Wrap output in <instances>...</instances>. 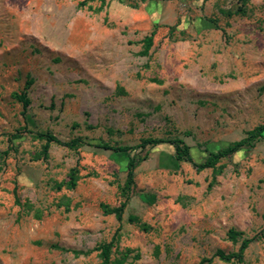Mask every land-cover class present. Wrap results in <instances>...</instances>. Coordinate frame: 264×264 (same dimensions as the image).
I'll use <instances>...</instances> for the list:
<instances>
[{"label": "rangeland", "instance_id": "obj_1", "mask_svg": "<svg viewBox=\"0 0 264 264\" xmlns=\"http://www.w3.org/2000/svg\"><path fill=\"white\" fill-rule=\"evenodd\" d=\"M262 124L264 0H0V264H100L112 239L124 264H264V135L192 165ZM46 132L83 145L43 158ZM149 138L183 140L192 162L165 144L98 147ZM123 202L120 221L104 213ZM246 238L243 263L213 258Z\"/></svg>", "mask_w": 264, "mask_h": 264}, {"label": "trees", "instance_id": "obj_2", "mask_svg": "<svg viewBox=\"0 0 264 264\" xmlns=\"http://www.w3.org/2000/svg\"><path fill=\"white\" fill-rule=\"evenodd\" d=\"M90 1H95V0H90ZM101 3H103V0H100ZM80 6L84 5V2L79 4ZM100 9H97V12H100ZM153 33H151L149 36L145 37L142 40L143 48L142 51L140 52L141 56H146L148 52L150 51L152 45H153ZM31 85V81H28L26 83V87L24 91L28 89V87ZM12 97L22 105L23 109H26L28 105L30 104V100L27 98L26 93L23 92L21 94L14 93ZM264 135V124L259 125L255 127L253 130L249 131L246 135L245 138L233 142L229 144L227 147L224 149H221L215 153H210L207 158L204 160L202 163H193L192 165L196 169V171H203L206 169H215L216 165L224 159H228L234 154H236L239 151H242L247 148H252L254 147L255 143L260 141ZM39 139H42L45 141V145L42 150V157L47 158L48 155V149L51 144H55L57 146L65 147L71 150L78 149L83 145L82 141L80 139H72L70 141H61L58 139L55 135L51 133H37L36 135ZM169 145L172 147L174 150V158L177 161L180 162H192V158L190 155V149L189 147L184 143L183 140L179 138H168V139H146L143 140L140 144L132 147L128 146H110L108 144H102L101 146H98L102 150L105 151H111L113 153L117 154H126L130 153L134 150L137 149H145L146 147L154 148L159 145ZM136 159H131L128 164H127V180H126V186L125 189L127 191L130 190V187L133 185V172L136 167ZM78 170L76 168H73L70 170L67 180L56 184V188L58 190L65 188L66 190H73L77 186L78 182ZM127 199V198H126ZM126 202H123L120 204L118 208H108L106 206H103V211L105 214H112L116 217L118 221L121 220L123 210L125 207ZM262 220L264 222V212L262 214ZM129 222H136L137 218L130 216L128 219ZM264 231V228H263ZM239 234L236 233L233 230H229L227 232V237L231 241L235 242L236 241V236ZM255 238H249V239H243L238 247V250L233 253H224L222 251H217L214 255L213 258H217L219 261L225 262V263H230V262H237V263H243V257H244V252L245 250L249 247V245L254 241ZM116 243L115 239H112L108 243H103L97 246L95 249L96 251L99 252V258H100V264H124L125 260L128 258V251L123 253L121 255V258L119 259H112V253L113 249L116 248ZM75 254H77L75 252ZM211 259H203L201 260L198 264H205V263H210Z\"/></svg>", "mask_w": 264, "mask_h": 264}]
</instances>
